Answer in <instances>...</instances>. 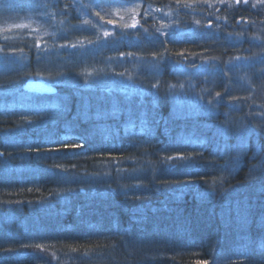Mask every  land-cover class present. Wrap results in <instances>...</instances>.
<instances>
[{
    "label": "trees",
    "instance_id": "1",
    "mask_svg": "<svg viewBox=\"0 0 264 264\" xmlns=\"http://www.w3.org/2000/svg\"><path fill=\"white\" fill-rule=\"evenodd\" d=\"M130 1L142 3L143 11L147 5L156 9L177 2L93 0L105 9ZM220 12L230 27L239 17H254L264 40V17L256 16H264V8L253 12L240 4ZM13 18L20 17L2 13L0 23ZM156 28L169 32L165 22ZM156 28L149 27L139 40L129 30L125 41L90 46L89 40L97 41L93 34L79 32L74 42V33L56 34L44 22L0 34V264H264L259 246L264 183L258 182L251 196L238 191L251 176L245 174L246 164L262 158L253 153V129L260 136L264 131L219 99L190 112L181 97L179 107L182 75L171 61L157 60L161 54L174 60L181 59L180 52L187 57L206 50L223 63L230 48L222 40L198 47L196 39L175 35L184 42L160 37L166 44L154 46L150 34ZM33 29L44 33L46 48L37 49L35 31L28 34ZM69 43L87 47H60ZM129 69L136 72L139 91L128 94L121 89V73ZM252 74L255 102L264 107V80ZM202 79L195 75L186 81L209 88ZM29 80L55 86L56 92L25 90ZM49 138L83 147L55 151L63 146L45 144ZM37 144L39 152L29 151ZM186 151L197 158L194 163H162ZM209 163L234 170V183H225Z\"/></svg>",
    "mask_w": 264,
    "mask_h": 264
},
{
    "label": "rangeland",
    "instance_id": "2",
    "mask_svg": "<svg viewBox=\"0 0 264 264\" xmlns=\"http://www.w3.org/2000/svg\"><path fill=\"white\" fill-rule=\"evenodd\" d=\"M130 2L122 4L121 6L107 7L108 9H105L100 3L93 2V0H0V16L2 13L7 12L12 17H20L19 19L13 18L12 22L0 23V34H5L11 28L23 29L30 27V25L36 29L38 22H44L48 23L56 34L62 33L65 35V32H71L70 34L74 33L73 38L76 39L72 40L76 42V40H80L79 32L89 35L93 34L89 31L79 30V27H85L84 21H90L96 26L95 34L92 37L97 38L99 36V42L108 45L119 40L125 41L129 38V30L135 32L132 34V38L139 40L142 35L148 33V31H144L145 29L148 30L149 27L156 28L160 21L166 23L168 31L174 33L176 38L196 39L194 44L198 47H207V42L222 40L227 45V48H230L223 63L217 61V58L210 53L211 51L204 52L206 50H198L192 55L187 56V59L184 60V64L186 65H191L194 61L195 64L201 65L200 67L187 66L181 68L172 63L173 65L171 66L179 71V76L182 75L183 77H181L182 85L179 89L184 90L185 88L184 94L178 92L176 95L177 105L179 107L182 106L183 103L180 101L182 97L187 108L191 110L190 112H197L201 106L209 105V100L213 101V99H217V102H219V99L228 108L245 113V117L251 116L254 127L264 131V127H259L260 125H264V107H262V104L260 106L258 104L259 102H255L256 99L254 97L258 87L252 82L253 77L250 75L254 72L256 79L263 83L264 79L258 77L257 70L264 67V65L256 63L255 60H258L261 54L257 52V49L264 48V40L261 38V33L255 31L259 30L257 28V23L259 22L254 17H250L246 21H243V18L239 17L237 19L238 21L236 20L230 27L228 20L221 16L222 14L220 15L222 13L220 11L227 10L236 5L235 0H223V2H220V0H192L186 2L180 1V3L169 1L158 5V16L154 13L157 8L153 9L152 6L147 5L143 11L142 3ZM254 2L255 0H249V5ZM97 4L100 6L97 7ZM241 4L253 12L264 8L261 6L257 8L245 6L242 0ZM56 5L61 6L60 10L54 7ZM92 8H97V11H93ZM11 11H15L16 13ZM216 11L217 13H215ZM256 16L261 19L264 17L262 14ZM197 21L200 23L197 24ZM209 22H211V27L207 26ZM133 24L136 27H131ZM34 29L28 32V34L31 35L35 31L33 34L36 35L39 41L37 49L46 48L47 44L42 41L44 39V33ZM105 31L110 33L107 38L103 37ZM28 34L26 33L24 36ZM2 46L3 44H0V50H2ZM49 48L50 46L47 47V49ZM134 57L137 58V55H131V58ZM236 57H241L242 59L236 60ZM244 57H248L249 59H243ZM202 60L210 61V63L202 64ZM229 60L232 62L228 63ZM148 66L150 69L156 68L154 67L155 64L152 63ZM224 73H227V75L225 76ZM121 75L123 85L121 89L123 91H126L128 94L139 91L137 87L139 82L135 80L136 72L134 73V69L133 71L132 69L123 71ZM195 75H199L201 79L202 77L210 78V81L208 79H202L204 84H207L209 88H205L204 86L198 88L196 84H193L192 80L186 81V79H194ZM214 82H217V85H214ZM226 87L228 89L227 92L225 90ZM231 88L234 94L231 93ZM188 89L190 90L188 91ZM203 90H205V95L209 91H212L211 96L206 97L200 94ZM216 93H220V96L217 97ZM223 94L225 95L224 98L222 96ZM232 97H238V99L234 100ZM259 133L258 130L253 129V134L256 137L253 140L252 146L253 153L261 154L262 158L260 161L253 162L251 178L257 177L255 173L258 170L260 172L263 171L262 175L264 176V140L261 143L257 142V138L259 140L260 137L263 139L264 135L260 136ZM258 134L259 137L257 136ZM186 152V156L194 157L191 151ZM215 158L213 157L211 160H215ZM217 158H219L218 155ZM209 164L207 168L217 171L216 174L225 176L229 173L224 168L220 169L219 165Z\"/></svg>",
    "mask_w": 264,
    "mask_h": 264
},
{
    "label": "snow or ice",
    "instance_id": "3",
    "mask_svg": "<svg viewBox=\"0 0 264 264\" xmlns=\"http://www.w3.org/2000/svg\"><path fill=\"white\" fill-rule=\"evenodd\" d=\"M109 3H112V2H115V0H108ZM177 2L179 3L180 0H177ZM220 2H223V0H220ZM243 2V5L245 6H248V7H251V8H257L258 6H261V7H264V0H255L254 3H252L251 5H249V0H242ZM235 4L236 5H240L241 4V0H235ZM97 7H99L100 5L97 4L96 5ZM97 15H99V13H97ZM111 23V22H110ZM197 24H199L200 22L197 21L196 22ZM84 25L85 27H79V30L81 31H89V32H92L93 34H95V25L92 24L90 21H84ZM208 27H211V22H209V24L207 25ZM131 27H136L135 24H133ZM145 32H147L148 30L145 29L144 30ZM158 33V35H157ZM110 33L108 31H105L103 33V37L104 38H107L109 37ZM174 33L172 32H161L159 29H157L154 33L150 34L151 36V40L150 42L155 46V45H160V46H164L166 44V40L165 39H161L160 37H173L174 39ZM231 35V34H230ZM100 40V37L98 36L97 37V41H92V40H89L88 41V45H93L94 43H98ZM174 42L175 43H183L184 41L182 40H179V39H174ZM38 47V45H37ZM60 47H71V48H77V47H80L81 49H85L86 50V47L83 43H81L80 45H77L75 43H69V44H64V45H61ZM165 51H167V48L165 47L164 48ZM120 55L123 57L125 55V53L121 52ZM127 55L131 56L132 53H128ZM154 57H157V54L156 53H153ZM177 56H179L181 59H176V60H172L171 59V56H168V57H163V55L161 54L160 56L157 57V60H158V63L160 64H163V63H166L168 61H171L174 65L178 66V67H187V66H191V67H200L201 65H197L195 64V62L193 61L191 63V65H186L184 64V60L187 59V57L185 56L184 52H180V53H177L176 54ZM37 59L40 60V56L38 55L37 56ZM242 59L241 57H236V60H240ZM243 59H249L248 57H244ZM232 61L229 60L228 63H231ZM256 63H259L261 65H264V53H261L260 56H259V59L258 60H255ZM204 63H210V61H205V60H202V64ZM223 71V70H222ZM257 73H258V77L259 78H262L264 79V67H261L257 70ZM39 74V73H38ZM224 75L226 76L227 73H224ZM153 87H157L156 85H153ZM172 87H175V86H172ZM226 92L228 91L227 87H226ZM216 96L219 97L220 96V93H216ZM232 99H238V97H232ZM246 99H249V98H246ZM28 124H31L32 122L31 121H27ZM259 127H264V125H260ZM238 131H243V127L241 126V128L238 129ZM45 144H60L62 145L63 147L62 148H57L55 149V151H61V150H64V149H68V148H82L83 147V144H70V143H67L65 140H62V139H56V140H53L51 138H49ZM35 147V150L37 152L40 151V148H41V145L40 144H37V145H34V146H30L29 147V151L32 150V148ZM51 151V149H50ZM4 153L3 152H0V156H3ZM200 159H203V157H199ZM196 157H188V156H178V157H166L162 160V163H165L167 164L169 167H177V166H180V167H183V166H186V165H189V164H192L196 161ZM173 160H176V164H172L170 163L171 161ZM56 167H60L59 165H56ZM64 171H67V169H64ZM177 183H179V181H177ZM141 185L137 184V185H132V187H140ZM68 191H71V189H68ZM82 191V189H81ZM127 195V194H126ZM25 247H27L28 245H24ZM260 250L262 253H264V241H261L260 242ZM0 247H3V245H0ZM37 248H42L43 246L42 245H39L37 244L36 245ZM8 252H11V249H6ZM240 255H247L246 253H240ZM199 264H207L206 261H201L199 262Z\"/></svg>",
    "mask_w": 264,
    "mask_h": 264
},
{
    "label": "bare ground",
    "instance_id": "4",
    "mask_svg": "<svg viewBox=\"0 0 264 264\" xmlns=\"http://www.w3.org/2000/svg\"><path fill=\"white\" fill-rule=\"evenodd\" d=\"M253 144V143H252ZM251 144V145H252ZM251 145H249V147H251ZM251 153V151H250ZM246 173L245 174H252V165L253 162H248L246 164ZM237 170V169H236ZM263 172H260L259 170L255 173V175H257V177L255 178H251V176L245 181L246 183H242L240 186V190L238 189V191L241 192V194L246 195V196H251V191L250 190H254V188L256 187V184L258 182H263L264 183V176L262 175ZM232 174H235L234 170L232 172H229L228 174H226L223 178L224 182L226 183L227 181L230 183H234L235 179L233 178ZM260 174V175H259ZM224 183V184H225Z\"/></svg>",
    "mask_w": 264,
    "mask_h": 264
},
{
    "label": "water",
    "instance_id": "5",
    "mask_svg": "<svg viewBox=\"0 0 264 264\" xmlns=\"http://www.w3.org/2000/svg\"><path fill=\"white\" fill-rule=\"evenodd\" d=\"M25 90L33 91V92H41V93H54L56 92L55 86L46 84L40 80H30L25 86Z\"/></svg>",
    "mask_w": 264,
    "mask_h": 264
}]
</instances>
